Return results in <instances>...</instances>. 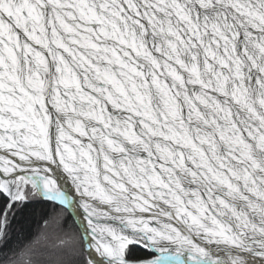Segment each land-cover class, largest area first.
<instances>
[{"label":"snow or ice","instance_id":"obj_1","mask_svg":"<svg viewBox=\"0 0 264 264\" xmlns=\"http://www.w3.org/2000/svg\"><path fill=\"white\" fill-rule=\"evenodd\" d=\"M38 208L51 264H264V0H0V264Z\"/></svg>","mask_w":264,"mask_h":264},{"label":"rangeland","instance_id":"obj_2","mask_svg":"<svg viewBox=\"0 0 264 264\" xmlns=\"http://www.w3.org/2000/svg\"><path fill=\"white\" fill-rule=\"evenodd\" d=\"M52 216V214H51ZM59 220L55 219L52 224L48 226L47 230V239L45 238V233L43 232V222L41 225L37 228L36 236L34 238H29L27 241H38V247L41 249V255L38 257V259L41 260L42 264H51V262H54L58 259L57 256L52 255L53 252L52 249V243L55 241L56 236L58 235L57 229H58ZM27 239V238H26ZM23 239L22 241L26 240ZM22 259H26L22 257Z\"/></svg>","mask_w":264,"mask_h":264},{"label":"trees","instance_id":"obj_3","mask_svg":"<svg viewBox=\"0 0 264 264\" xmlns=\"http://www.w3.org/2000/svg\"><path fill=\"white\" fill-rule=\"evenodd\" d=\"M51 210L37 209L34 214L27 217V219L21 220L13 224V239L14 241H27L29 238L36 236L37 228L43 222L42 215L51 216Z\"/></svg>","mask_w":264,"mask_h":264}]
</instances>
